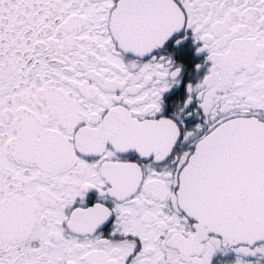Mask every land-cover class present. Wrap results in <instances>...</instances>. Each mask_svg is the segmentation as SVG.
Wrapping results in <instances>:
<instances>
[{"label":"snow or ice","instance_id":"6c2138e0","mask_svg":"<svg viewBox=\"0 0 264 264\" xmlns=\"http://www.w3.org/2000/svg\"><path fill=\"white\" fill-rule=\"evenodd\" d=\"M0 264H264V0H0Z\"/></svg>","mask_w":264,"mask_h":264}]
</instances>
